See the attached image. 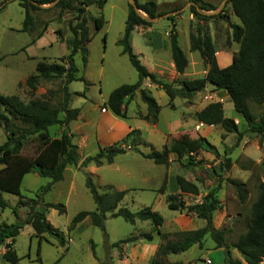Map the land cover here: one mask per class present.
<instances>
[{
	"label": "rangeland",
	"instance_id": "1",
	"mask_svg": "<svg viewBox=\"0 0 264 264\" xmlns=\"http://www.w3.org/2000/svg\"><path fill=\"white\" fill-rule=\"evenodd\" d=\"M2 1L0 0V3ZM139 1L145 2L147 0ZM155 1L160 7L159 11L164 13L157 18L158 21H154L155 23L173 15L172 19L168 18L170 30L171 28L176 29V24L179 23L180 30L186 31L189 28L191 33L197 34L199 29L202 34H209L215 44L216 58L223 50H234L233 47L238 45L232 41V29L228 24L229 20L232 22L233 19H237L229 0ZM195 1L213 5L215 10L203 11L204 15H209V17L196 18L193 16V20L189 23L190 8ZM6 2L5 7L0 11V93L18 95L24 102L31 99H47L52 107L60 108L63 77L39 79L37 89L34 92H31L26 84H19L24 76L35 72L37 60L44 58L55 60L70 53L71 49L68 42L73 39V33L69 25L70 22L76 23L78 21L75 19L77 12L64 11L63 14L67 13L68 15H66L67 21L63 24L56 21L58 16H62L60 15L61 8L58 6H55L54 12L47 14H44L41 9H39L40 11H33L32 14L37 18L34 27L32 30L24 31V8L18 0ZM128 4L129 0H107L102 10L97 9L95 4L94 7H90L84 12L83 16L88 19L87 25L92 36V40L88 44V61L87 63L84 62L81 51L76 54L74 59L79 69V76H83L89 85L87 86L86 82L82 80L72 81L69 84V90L72 93L71 108L97 105L99 110H102L104 103L115 88L125 83L132 84L138 81V72L132 66L128 55L123 53V47L118 44L125 30ZM100 16L104 17L105 24L101 30L97 31L94 19ZM41 19L43 22L47 19L55 21L50 23L48 32L45 34V40L49 41V44L41 42V45H37L38 39L36 40V38L43 29V25L40 24ZM43 22L42 24H44ZM160 23L163 25L164 21ZM58 26L63 28L61 36L64 37V40L59 37ZM53 31H57V33ZM148 32H150L149 29L142 30L137 27L131 34L133 50L144 65H147L148 60L153 58L147 44ZM54 37H58V40L54 41ZM152 38L157 41L163 39L166 42L169 41L162 29L155 31ZM187 39L184 35L181 36L183 48H186ZM50 42H53V45ZM186 52L191 56L188 48ZM194 55L199 54L196 52ZM188 62L190 71L193 73L191 77H203L202 72H198L201 63L191 57ZM202 63V66L206 65L203 60ZM66 67H68L67 64ZM196 67L197 69H195ZM165 78L167 81L171 79L170 77ZM175 80L178 81L176 83L178 86L181 78ZM80 92H86L87 97L77 94ZM212 93L213 87L207 85L197 94L196 100L193 99V102L208 104L216 99ZM209 94L212 95V98H205ZM152 95L162 107L157 129L140 119V114L143 112L139 102L142 100L137 93L128 103V117L118 118L119 122L111 133V139L117 143L125 137L128 127L133 126L135 129L130 132L129 140L123 145V148L131 153L118 155L110 165L96 166L90 164L83 167L81 165L83 160L87 156L96 154L99 151V146L107 142L108 139H104L99 145L92 127L88 128L86 133H81L78 128H75L76 133H71V123L68 127L55 125L49 130L52 138L60 137L66 131L73 134V141L79 146V162L76 165L67 166L64 179L52 184L48 192L42 191L41 187L47 185L50 179L41 177L36 173H29L24 177L21 186L22 198L0 191V198L8 203V207H0V228L5 224L24 223L33 205L31 199L43 197L44 201L37 205L38 209L44 211L47 219L55 227L64 231L67 236V243L63 247L58 246L56 241L46 234L40 241L33 227L30 224H24L14 245L21 264H151L155 250L140 245L146 241L138 240L133 243L122 244L119 247L112 246L113 243L128 236L140 235L145 232L154 234L155 240L152 243L165 242L166 239L158 234L150 221L137 220L135 224H132L122 217L108 215L105 222L106 230L103 231L94 226L90 217H87L72 232H68V225L78 212L96 209V204L86 186L85 173H91L89 172L90 167L95 172V174H91L100 192H105L109 187L120 190L119 186L123 185L132 188V190H128L127 195L120 203V207H127L132 211L151 207L153 210L159 211L165 219L160 230L163 233H168L167 239L172 240H178L180 238L179 233L182 231H192L204 227L206 221L200 218L196 212L170 210L168 208L169 195L175 194L179 200L185 201L187 205L201 203L208 192L220 184V189L216 193L220 203L219 208L213 213V226L216 229H227L226 244L231 249V255L234 258L241 257L233 244L239 235L248 229L252 207L259 195L258 186L264 181V170L260 166L264 162V138L261 140L255 134L245 133L241 141L238 142L237 133L227 132L220 125L203 124L198 128L196 126L197 121L190 122L192 120L189 113L190 105L187 106L183 102L184 98L177 97L174 103L170 105L168 104L169 96L159 87L152 89ZM223 95L224 93H221L220 97L222 96V100H224L225 116L235 119L240 131L244 132L248 127L247 123L238 118L239 115L234 109L232 100L223 98ZM251 107L257 119L264 115V104L251 103ZM99 110L90 111L88 116H93L94 121L100 112ZM60 115L63 116L64 113L61 112ZM179 121L182 125L173 128L174 124ZM86 134L89 138L85 144ZM7 135L8 129L4 125H0V145L7 141ZM200 136L205 137L215 145L220 156H216L210 151L201 150L194 155L197 164L188 165L187 158L179 161L171 154L169 164L163 165L156 164L153 160L144 158L140 154V152L162 150L165 144L170 145L176 139L192 140ZM42 145L43 141L38 135L29 136L19 154L23 158L32 159L36 157ZM225 157L231 158V167L222 172L220 163ZM3 167L4 165L0 164V169ZM215 169H217L218 174L214 172ZM178 175L195 183L199 193L182 192L176 182ZM229 178L245 184V202L240 201L235 187L228 181ZM20 199H22V203L19 202ZM47 202L65 204L66 213L59 214L56 209L47 208L45 205ZM226 249L227 247L216 248L215 242L207 234L201 246H192L185 252L164 256L163 261L165 264H184L185 262L181 259L185 255L192 258L189 263L185 264H204L203 259L199 260L201 257L210 258L214 264H220L223 258L225 259ZM5 250L3 246H0V264H10L2 258ZM94 252L97 258L94 256ZM262 262L264 264V258Z\"/></svg>",
	"mask_w": 264,
	"mask_h": 264
},
{
	"label": "trees",
	"instance_id": "2",
	"mask_svg": "<svg viewBox=\"0 0 264 264\" xmlns=\"http://www.w3.org/2000/svg\"><path fill=\"white\" fill-rule=\"evenodd\" d=\"M6 1L8 0H3L0 3V11L5 7ZM18 1L25 11L24 31L32 30L34 27L35 19L32 12L39 10L46 4H55V6L60 7V15L64 11H75L77 12L75 19L78 20L76 23L70 22L69 25L73 33L70 53L66 57H62L60 61H38L35 72L26 81L30 91L34 92L37 89L39 79L64 77L60 108L52 107L47 99H31L24 102L18 95L0 93V125H4L8 129L7 141L0 145V164L4 165L0 169V191L22 198L21 186L27 174L36 173L41 177L49 178L50 182L41 187L42 191L48 192L52 184L64 179L66 167L76 165L80 160L79 146L73 141V134L66 131L60 137L52 138L49 130L55 125L68 127L71 122L77 120L80 114L79 108L70 107L72 93L69 90V84L72 81L82 80L86 82L87 86L89 85L83 76L79 77L77 75L78 68L74 59L75 55L81 51L84 62L87 63L88 61L89 51L87 45L92 40V36L87 25L88 19L83 14L86 7L92 4L103 8L107 0ZM134 1L137 9L129 2L124 34L118 44L123 47V53L128 55L132 66L138 72V81L132 84L125 83L115 88L103 107L109 109L119 118H127L128 103L139 91L141 100L148 107L147 113H141L140 118L150 124H156L159 120L161 107L150 90L143 88L146 80L166 92L170 98V105L177 97L189 101L193 100L198 92L202 91L207 84H211L215 90L227 92L233 102L235 111L239 115L238 118L244 120L248 127L244 132L240 131L235 119L225 116L223 103L220 101L208 103L195 113V118L205 125H220L227 132L237 133L238 142L241 141L245 133L255 134L262 140L264 138V115L257 119L251 103L264 104V0H229L233 13L240 20V23L228 21L232 29V41L237 43L239 48L233 56L232 63L226 67L219 66L215 44L209 34H202L199 29L197 34L190 33L191 50L199 52L208 71L204 77L181 79L178 86L176 85L178 81L169 82L150 72L134 52L131 45L133 30L138 26H151L153 24L151 19L164 14L159 11V5L155 0ZM211 10H215L213 5L199 3V1H195L190 8L191 13L196 18L209 17V15L205 16L203 11ZM172 16L170 15L168 18L172 19ZM104 23L103 16L94 19V25L98 31L103 28ZM170 46L176 71L183 74L189 62L179 44L178 33L175 28H171L170 31ZM66 64L68 67H66ZM77 94L83 95L81 93ZM61 112L64 113L63 116L60 115ZM33 135H38L43 141V145L36 157L32 159L23 158L19 152L23 148L27 137ZM130 136L131 133L122 141L107 147H101L96 154L87 156L81 165L87 167L90 164L96 166L112 164L118 155L126 152L123 145L129 140ZM201 150L210 151L216 156H220L215 145L202 136L192 140L176 139L170 145H165L162 150H151L147 153L140 152V154L144 158L153 160L156 164L168 165L170 155L173 154L179 161L187 158L188 165H196L194 155ZM220 165L222 172L229 170L231 158L225 157ZM260 166L264 170V162ZM214 172L218 174L217 169ZM85 175L86 186L96 204V209L94 211L83 210L78 212L68 225L67 230L69 233L87 217H90L94 226L101 228L103 231L106 230L105 222L108 215L122 217L132 224H135L137 220L150 221L158 234L166 239L165 242L159 244L155 255L151 259V264H165L163 261L164 256L185 252L195 244L201 246L207 234L215 242L216 248L227 247L224 264H242L240 259H236L231 255V249L226 244L227 229H216L213 226V213L219 208L220 203L216 195L220 189V184L213 187L201 203L187 205L185 201L179 200L175 194L169 195L168 208L170 210L196 212L200 218L206 221L204 227L192 231H182L179 233L180 238L178 240H172L167 239L168 233H163L160 230L165 219L159 211L153 210L151 207H145L138 211L120 207V203L127 195L128 190H117L109 187L105 192H100L92 174L85 173ZM220 176L222 175L220 174ZM228 181L235 187L240 201L245 202V184L232 178H229ZM176 182L182 192L199 193L198 186L182 176L178 175ZM258 189L259 195L252 207L248 229L240 234L233 244V247L237 249L247 264H260L264 258V181L259 184ZM43 201V197L31 199L33 205L24 223L5 224L0 228V246L6 249L2 258L6 262L21 264L14 245L16 237L20 234L24 224H30L33 227L40 241L46 234L54 239L58 246L63 247L66 245L67 236L64 231L55 227L47 219L44 211L38 209L37 205ZM19 202L22 203V199ZM45 205L47 208L56 209L59 214L66 213V205L63 203L47 202ZM0 207H8V203L2 198H0ZM105 235H107L106 232ZM140 238H143L146 242H151L154 239V234L145 232L140 235L128 236L113 243L112 246L119 247L125 243L136 242ZM94 256L97 258L95 252Z\"/></svg>",
	"mask_w": 264,
	"mask_h": 264
},
{
	"label": "crops",
	"instance_id": "3",
	"mask_svg": "<svg viewBox=\"0 0 264 264\" xmlns=\"http://www.w3.org/2000/svg\"><path fill=\"white\" fill-rule=\"evenodd\" d=\"M107 2V1H106ZM106 4V3H105ZM105 4H104V6H105ZM95 6V4H92V5H90V6H88V7H86V11L90 8V7H94ZM55 4H46V5H43L40 9L41 10H43L42 12L44 13V14H47V13H50V12H54L55 11ZM96 8L97 9H99V10H102L103 8H99L97 5H96ZM160 8V7H159ZM40 11V10H39ZM66 12H71V11H66ZM43 14V15H44ZM66 15H68L67 13H65V14H62V16H58V18H56V21H58V22H61V23H63V24H65V22L67 21V17H66ZM102 15V14H101ZM34 16V15H33ZM235 17L237 18V19H233L232 20V22L233 23H240V20H239V18L235 15ZM193 14L192 13H190V15H189V17H188V21H189V23H190V21H192L193 19ZM34 19H35V22H36V17L34 16ZM42 20V19H41ZM105 20V19H104ZM52 21H55V20H48L47 19V21H45V22H43V20H42V22L44 23V24H42V22L40 21V24L41 25H43V29L41 30V32L38 34V36H37V38H36V40H37V45H41V42H43V43H46V44H49V41H47V40H45V34L48 32V29H49V27H50V23L52 22ZM161 21H164V23H163V25H161ZM170 21H169V19L167 18V19H162V20H160L158 23H155V22H153V24L151 25V26H147V27H143V26H138V28H140V29H149V31L150 32H148V42H147V44L149 45V48H150V51H151V54L153 55V58H152V60H148V64L146 65V67L148 68V70L150 71V72H152V73H155L156 75H158L160 78H163V79H166L165 77H170L171 79H170V81L169 82H172V81H174L175 79H179V78H181V79H194V78H198V76H194V77H191L192 75L191 74H193L192 73V71H190L191 70V68H190V66H187V68H186V70H185V72L183 73V74H180V73H178L177 71H176V68H175V64H174V62H173V59H172V52H171V46H170V29L168 28V25L170 24L169 23ZM105 24V23H104ZM104 27V26H103ZM137 28V27H136ZM62 27L61 26H58V29H57V31H58V34H59V37H60V39L61 40H64V37L62 38V36H61V34H62ZM158 29H162V30H164V32H165V37L166 38H168L169 39V41L168 42H166L165 41V39H163V40H156V39H154V38H152V34L155 32V31H157ZM57 31H53L54 33H57ZM98 31V30H97ZM176 31H177V33H178V39H179V44H180V46H181V36L182 35H184L186 38H188L187 40H186V48H183L182 46H181V48L183 49V51H184V53H185V55H186V57H187V59L188 60H190V57L193 59V60H196V61H198V62H200L201 63V65H200V67H199V69H201V71H199V69H198V72L199 73H201V75L204 77L206 74H207V71H208V68L206 67V66H202L203 65V63H202V58H201V56H200V54H199V52H198V54L199 55H194V53H196L197 51H192L191 50V43H190V33H191V31H190V29L188 28L186 31L184 30H180V26H179V23H177L176 24ZM153 37H155V36H153ZM36 40H35V42H36ZM53 40L54 41H57L58 40V37H54L53 38ZM52 41V40H51ZM71 41L72 40H69V42H68V44H69V46H70V49H71ZM91 42V41H90ZM89 42V43H90ZM50 44L51 45H53V42H50ZM87 47H88V45H87ZM188 48V51H189V53L191 54V56L186 52V49ZM234 48V50H223L222 52H220V54L218 55V64H219V66L220 67H226V66H228V65H230L231 63H232V61H233V56H234V54L238 51V48H239V45H236V46H234L233 47ZM71 51V50H70ZM67 55H65V56H62V57H66ZM76 56V55H75ZM62 57H59V58H57V59H55V60H49V59H47V58H44V59H42V60H47V61H49V62H54V61H60V59L62 58ZM38 61H40V60H37V62ZM37 62H36V64H37ZM35 68H36V66H35ZM195 69H197V67L195 68ZM36 70V69H35ZM168 71H169V73H168ZM78 72H79V69H78ZM168 73V74H167ZM33 74V73H32ZM194 74H196V73H194ZM198 74V73H197ZM31 74H27L26 76H24V78L20 81V84L19 85H25L26 84V81H27V79H28V77L30 76ZM77 75L79 76V74L77 73ZM79 77H81V76H79ZM64 78V77H63ZM64 80V79H63ZM167 80V79H166ZM207 85H211V84H207ZM206 85V86H207ZM212 87H213V96L216 98V99H214L213 101H220V102H222L223 103V101L224 100H222V96L220 97V95H221V93H224V95H223V98H228V99H230V97L228 96V94H227V92H225V91H222V90H215V88H214V86L213 85H211ZM154 87H159V86H157V85H155V84H152L149 80H146L145 82H144V87L143 88H145V89H148V90H150V92H151V94H152V89L154 88ZM160 88V87H159ZM81 93V92H80ZM137 93H139V91L137 92ZM137 93H136V95H137ZM199 93V92H198ZM197 93V94H198ZM81 94H83L84 95V97H87L86 96V92H83V93H81ZM197 94L195 95V97L193 98L194 100H196V96H197ZM138 97H140L141 98V96H140V93H139V96ZM219 98H221V99H219ZM87 99H89V98H87ZM139 99V98H138ZM176 99V98H175ZM175 99H174V101H175ZM71 101H72V96H71V100H70V103H71ZM174 101H173V103H174ZM212 101V102H213ZM137 102V101H136ZM187 106L188 105H190V115L192 116V120H190V122H198V123H196L197 125V127L199 128L201 125H203V123H199V121L198 120H196V118H195V113L196 112H198L199 110H201L202 108H204L207 104H205V105H203V104H196V103H194L193 102V100L192 101H189V100H187V99H184V101H183ZM140 104H141V108H142V112H143V114H146L147 113V111H148V107H147V105L143 102V101H141V102H139ZM170 103V101L168 102V104ZM160 105V104H159ZM175 105V104H174ZM160 107H161V105H160ZM224 107V106H223ZM79 109H80V114H79V116H78V118H77V120H75V121H73V122H71V124H70V128H71V133H76V131H75V128H78L80 131H81V133L83 132V133H86V130L88 129V128H93V134H94V136H95V134H96V139H97V141H98V143H99V145H100V142L101 141H104V139H108L107 140V142H105L104 144H102V145H100L99 146V149L101 148V147H106V146H109V145H112V143H114L113 142V140L111 139V133L113 132V129H114V127L116 126V124H117V122H119V120H118V118L119 117H117V116H115L109 109H107V108H103L102 110L100 109L99 110V106H97V105H95L94 107H93V105H90V106H88V107H85V106H82V107H78ZM162 108V107H161ZM93 110L94 111H97V110H99L100 112H99V114H94V115H96V118L94 119V121H93V119H92V117H89L88 116V113L91 111V112H93ZM160 112H161V109H160ZM159 115H160V113H159ZM189 115V114H188ZM190 116V117H191ZM141 119V118H140ZM143 120V119H142ZM145 121V120H144ZM159 121V120H158ZM146 122V121H145ZM147 124H150V123H148V122H146ZM195 124V123H194ZM180 125H182V123L179 121V122H176L175 124H174V126H173V128L174 127H179ZM149 126H153V128H155V129H157V126H158V122L156 123V124H150ZM189 126H191V125H189ZM133 129H135V128H133V126H129L128 127V130H127V134L125 135V137L133 130ZM137 129H139V128H137ZM171 129H172V127H171ZM124 137V138H125ZM89 138V136H87V134H86V138H85V144H86V141H87V139ZM123 138V139H124ZM171 144V143H170ZM166 145V144H165ZM127 153H131V152H129V150H127L125 153H123V154H127ZM121 155V154H120ZM85 158V157H84ZM110 165V164H109ZM89 172H91V173H94L95 174V172H94V170L93 169H91V167H90V170H89ZM119 189L120 190H132V188H130V187H128V186H125V185H123V186H119ZM140 240L143 242V241H145L143 238H140ZM153 240H155V239H153ZM153 241H151V242H143V244H140L141 246H143L144 245V247H147V248H150V249H152L153 251L155 250V253H156V250H157V248H158V246H159V244L158 243H152ZM198 244H195V245H193V246H197ZM154 246V247H153ZM150 249H147V250H150ZM236 249V248H235ZM151 250V251H152ZM203 259V257H201V258H199V260L201 261ZM236 259H240L241 261H242V264H246V261L242 258V257H239V258H236ZM184 261L185 263H189V260H192V258L191 257H187V256H185L184 255V257H183V259H181V261ZM213 261V260H212ZM184 263V264H185ZM263 262H261L260 264H262ZM183 264V263H182ZM199 264V263H198ZM204 264H206V263H204ZM213 264H214V261H213ZM220 264H224V258H223V260H222V262L220 263Z\"/></svg>",
	"mask_w": 264,
	"mask_h": 264
},
{
	"label": "built area",
	"instance_id": "4",
	"mask_svg": "<svg viewBox=\"0 0 264 264\" xmlns=\"http://www.w3.org/2000/svg\"><path fill=\"white\" fill-rule=\"evenodd\" d=\"M205 98H207V99H211L212 98V95H206V97ZM203 261H204V263H206V264H213V261H212V259H210V258H203Z\"/></svg>",
	"mask_w": 264,
	"mask_h": 264
},
{
	"label": "water",
	"instance_id": "5",
	"mask_svg": "<svg viewBox=\"0 0 264 264\" xmlns=\"http://www.w3.org/2000/svg\"><path fill=\"white\" fill-rule=\"evenodd\" d=\"M129 2L137 9V6H136V4H135V1L134 0H129ZM144 15V14H143ZM145 17H146V15H144ZM153 22L154 21H158L159 19H157V18H153V19H151Z\"/></svg>",
	"mask_w": 264,
	"mask_h": 264
}]
</instances>
